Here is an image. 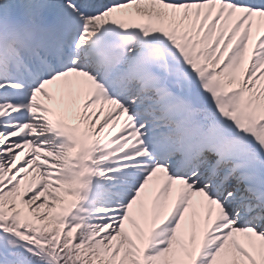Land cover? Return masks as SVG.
<instances>
[{
	"label": "snow or ice",
	"instance_id": "1",
	"mask_svg": "<svg viewBox=\"0 0 264 264\" xmlns=\"http://www.w3.org/2000/svg\"><path fill=\"white\" fill-rule=\"evenodd\" d=\"M0 264H264V0H0Z\"/></svg>",
	"mask_w": 264,
	"mask_h": 264
}]
</instances>
